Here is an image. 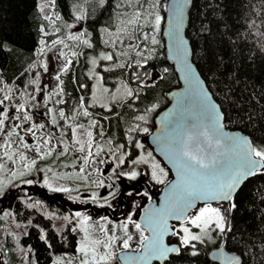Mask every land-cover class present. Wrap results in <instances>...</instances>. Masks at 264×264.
Wrapping results in <instances>:
<instances>
[{"label": "trees", "instance_id": "16d2710c", "mask_svg": "<svg viewBox=\"0 0 264 264\" xmlns=\"http://www.w3.org/2000/svg\"><path fill=\"white\" fill-rule=\"evenodd\" d=\"M140 3L144 10L159 14L162 19L154 33L158 43L149 44L154 55L147 67L140 69L144 87L139 89L138 99L126 98L111 111L90 104L92 81L86 74L89 57L124 48L119 43L116 49L104 43L116 38L123 14L136 7L133 4L130 9L124 0H105L103 4L100 0H55L57 17L53 23L43 16L38 0H0V79L26 91L36 61L55 45L53 41L64 40L69 45L66 52L78 55H70L72 64L66 73H60L63 103L57 107L72 119L75 111L81 110L83 98V108L89 111L90 120L80 119L87 123L94 118L103 128L94 127L95 140L105 137L117 148L121 144L126 146L129 135L140 136L137 131L129 132L131 127L139 125L136 117L144 114L153 120L169 104L167 92L180 86L173 64L166 57L162 36L167 0H159L154 9L151 8L152 0L147 4L140 0ZM81 14H84L82 39L91 40V48L67 39L76 17ZM142 31L151 33L152 29L146 25ZM186 34L192 46L193 61L219 103L226 126L247 134L255 146H264V0H193ZM128 43L124 38V45ZM124 50L129 51L128 58H134V52ZM125 59L100 60L98 70L106 84L124 82L136 91L139 82L132 79L135 67L104 71L106 66ZM145 72L148 75H144ZM82 84L87 87L80 88ZM152 127L149 122V130ZM34 195L49 197L47 192L25 185L8 188L0 196V205L8 208L15 221L23 225L19 236L8 234L5 237L11 249V264H23L20 257L14 256L16 245L27 249L35 264H54L56 255L78 251L79 237L72 225L59 232L52 219L24 202V197L31 199ZM53 196L56 202L62 197ZM58 203L68 206L63 201ZM235 203L229 219L231 231L214 232L212 243L194 241L195 248L181 244L179 254L154 264H219L210 259L209 252L221 244L241 257L240 264H264V175H255L245 181L235 195ZM3 224L0 219V231ZM2 235L0 233V237ZM113 263L120 264L117 257Z\"/></svg>", "mask_w": 264, "mask_h": 264}, {"label": "snow or ice", "instance_id": "6c2138e0", "mask_svg": "<svg viewBox=\"0 0 264 264\" xmlns=\"http://www.w3.org/2000/svg\"><path fill=\"white\" fill-rule=\"evenodd\" d=\"M52 4L55 0H50ZM101 4L105 0H100ZM127 6L131 9L133 4H135V9L123 14L124 19L121 21V27L116 34L115 39L104 41L105 44L110 45L113 49H116V44L119 43L124 46V48L134 52V58L129 57V51H125L124 48L115 50L109 53H101L99 59L102 61L112 62L114 57H124L127 58L123 61L117 60L104 68V71H112L115 68H133L136 71L132 73L133 81H138L137 90L134 91L127 84L122 83V87L125 89L124 96L128 99H138L139 89L144 87L143 81L141 79L140 69H145L147 67L148 61L154 55V49L149 47V44L156 45L158 43L154 33L159 29L161 23V17L158 14H154L152 11H147L143 9V5L140 0H124ZM147 4L148 0H144ZM159 3V0H152L151 8L154 9ZM47 6V5H45ZM184 7V0H177V5L174 6V16L178 9ZM43 11V7L41 8ZM77 19H81V16H77ZM46 19L51 20V17H46ZM150 26L152 32H144L142 29L145 26ZM180 23L176 25V40L179 46L183 48V40L179 35ZM106 33L108 29L104 30ZM111 35V33H109ZM124 38H127L129 43L124 45ZM68 40L79 41L91 48L92 44L88 39H82V35H69ZM146 42V43H145ZM43 43V41L41 42ZM54 44L63 45L64 48H68L69 45L64 42V40H55ZM43 51V49L41 50ZM61 57H67V53L61 51L59 53ZM73 57L77 56L76 52H72ZM180 61L183 65L182 70L185 73V80L191 85L193 81H196V76L192 71L191 66L187 61L186 52L181 51ZM72 64L71 59L66 60V65L61 69L62 73L68 71V66ZM93 69L98 65L97 59L93 58L91 60ZM45 71H47V65H44ZM167 71V69H165ZM144 75H148L147 72ZM89 78L96 79V89L97 91H102L103 93H108L109 89L103 87V76H99L94 70L89 73ZM55 80L59 82L57 85L58 90L51 93L47 100H51L52 96H63V81L61 80V75L57 74ZM35 83V81L33 82ZM80 88H85L87 85H79ZM36 91L39 92V85L36 86ZM120 89H117L119 92ZM197 94L200 98L202 115L200 120L196 122L188 121L183 126H181L180 131H176L175 126L173 128L174 134L166 138V147L164 150V155H166L168 162L175 168L177 181L170 185V192L172 194V199L169 201L166 198L165 206L156 210L153 214L157 218V225L154 226L151 221L146 222V228H142L140 223L132 220L131 216L124 222H122L118 227L123 232L124 237L121 238L114 234L109 233V229L106 226L101 225L99 231L103 233V238L96 236L93 237L92 231L89 227L88 216H83L81 213L77 212L76 217L78 218V224L80 226V231L83 233V239L80 242L78 251L82 255L81 264H109L110 259L113 256V246L117 240L122 239V247L128 249L130 247L129 241L132 236L129 234L128 225L132 224L137 232L140 233V246L143 250V255L138 259L141 260H166L170 253L179 254L180 249L177 247H167L164 243V236L169 234L170 226L168 224L169 219H174L179 222L180 226L175 230L171 231V235H180V241L183 246L191 245L195 248V244L192 242L198 241L203 242L204 238L209 236L211 229L212 231H218L220 234L231 231V226L229 224L230 214L236 208L235 195L241 185L248 178L255 175H264V146L257 147L250 138H244L241 136H227L223 133V113L220 112L215 103L211 102L209 93L202 88H198ZM96 96L93 95V100ZM113 100H116V96L113 95ZM11 100V96L5 94L4 99L0 100V105L4 104V101ZM56 103H63V100H57ZM84 100H80V108H83ZM101 107H106V105L101 104ZM131 106V105H130ZM47 108V105H45ZM111 111V109H108ZM153 109H148L147 111H152ZM79 112V109L76 110ZM17 113H22V115H14L15 120L31 121L32 116L28 114L25 110L24 105H19L16 107ZM46 115L50 116V122L53 126L57 125V115L61 119L67 121L70 119L66 117L63 110L56 113L55 109L47 108ZM83 116L87 117L90 113L86 108H83ZM9 119L8 112H0V131L5 128V121ZM139 121H145L146 116L140 115L136 117ZM22 124L15 125L10 132L6 133L8 140H11L12 134L19 137L20 146L24 149H30V145L25 141L24 136L16 132V128H21ZM97 121L92 120L90 122V127H96ZM44 124L32 123L26 131L35 135L37 131L43 129ZM68 127L71 129L73 139V146L76 151L83 153L82 163L80 172L75 175V178L81 180L84 183H89V176L92 175L91 172L85 175L86 169L96 163L94 157H100L101 152L104 151L102 146H97L95 152L92 150V132L85 130V135L87 137V147L84 142L78 137V130L83 129V125L73 126L69 124ZM139 130V125H134L129 129V132ZM143 132L147 133L148 129L143 128ZM129 141L134 139L133 137H128ZM43 141L41 143L40 141ZM51 145V136L47 138L37 137V142L34 148L38 159H47L52 155L54 148ZM5 149L3 155L8 160H13V157L17 155V152L11 151V143H5L0 145ZM123 145H119L117 151L123 148ZM135 147L143 149V145L137 142ZM69 151V145L65 142L60 155H66ZM111 151V149H109ZM125 154L119 156L115 152H112L116 163L115 167L119 168L125 163ZM59 157H57L58 159ZM19 161L24 164V171L13 172L14 178H21L26 173H30L31 170L36 166L37 159L28 160L22 152L19 153ZM104 161L101 159L100 161ZM133 165L144 164L151 168V178L158 184H163L168 172L161 167L160 163L152 157V153L141 154L137 159L131 161ZM65 167L69 165H64ZM75 167V164L71 165ZM5 168L4 164L0 163V171ZM40 171H45L41 169ZM47 172H52V168H47ZM114 171V169H113ZM55 175V173H54ZM103 175V173H101ZM119 175L126 176L128 179L135 180L139 173L135 170L130 172H120ZM33 181H25V183L31 184ZM98 187H111V185H105L103 180L93 181ZM44 185L47 187H52L47 178L44 179ZM3 191L2 182H0V193ZM52 191H63L70 192L73 191L71 188L67 187H55ZM79 191V188L76 189ZM114 194V193H113ZM145 195H147L145 193ZM91 200H97L98 194L92 192L89 196ZM202 206H199L201 205ZM227 203V207H222L223 204ZM215 204V206H214ZM104 207V204L100 205ZM111 207L110 204L107 205ZM67 219V218H66ZM111 223V221H108ZM196 229L197 231H193ZM75 229H73L74 231ZM115 230V229H114ZM151 233L150 236L144 235L145 231ZM103 248L102 254L99 250ZM193 255L196 253L193 252ZM229 264H239L235 258H229Z\"/></svg>", "mask_w": 264, "mask_h": 264}, {"label": "rangeland", "instance_id": "374dc122", "mask_svg": "<svg viewBox=\"0 0 264 264\" xmlns=\"http://www.w3.org/2000/svg\"><path fill=\"white\" fill-rule=\"evenodd\" d=\"M38 5L40 11L43 7V11H41L43 16L45 18L51 17L52 19L48 20L50 23H53L54 18L57 17V14L54 11V4H52L50 0H38ZM80 16L82 18L76 19L73 24L71 35H82L84 14H81ZM89 42L91 43V40H89ZM61 51L67 53V57H61L59 55ZM70 55L71 52H66V48H64L63 45L55 44L50 50H47L46 54L42 58L38 59L34 67L31 69V79L27 85L26 91H23L19 87L8 85L0 79V100L4 99L5 94L11 96V100H6L4 101L3 105H0V112L6 111L9 115V119L5 121L4 130L0 131V145L11 143V151L17 152V155L13 157V160L16 162L13 163V161H10L4 157L3 153L5 149L0 147V163L4 164L5 166L4 170L0 171V182H2L3 185V191L0 193V196L6 189L20 187L21 185L33 187L34 189L40 190L44 193L47 192L49 197L34 195L31 199H26V197H24L23 200L29 207L39 210L48 218L52 219L57 231L61 232L65 230L68 225H72L75 229V232L78 234L79 245L83 239V233L80 231L78 218L76 217L77 212L81 213L83 216H88L91 218L89 220V227L90 229H93V237L99 236L103 238V233L99 231L101 225H103L109 229L110 234H114L121 238H126L118 226L122 222L126 221L129 216H131L133 221L139 223L138 216L141 208L152 198V196L158 195L162 191L163 187L172 179L173 174L164 161L154 152L146 137L143 136L145 132H143L142 129L147 128L149 130V122H152V118L149 115H145V121H139V130H137V133L140 134V136L136 137V135H129L134 138L129 141L130 143L133 142V148H129V150H127V152L132 154V157L128 160V164L122 165L119 168L115 167L116 161L112 156V152H115L117 155V147L114 146L110 141L105 140V137H102L97 141L95 140L94 127H90L89 121L87 123H83L81 120L83 118H88V120H90L88 116L85 117L80 114L82 113L83 108H81V110L79 109V112L75 111L73 118L68 119L67 121L61 119L59 115H57V125L53 126L51 124L50 116L46 115L45 113L47 112V108L55 109L56 113L61 111L59 107H57V104L60 103H56L57 100H61V96L53 95L51 100H47L46 97L58 90L57 85L59 82L55 80V76L61 73V69L66 65V60L70 59ZM99 57L100 55H91L89 57V63L86 71L88 77L89 73L93 70L99 76H103V74L98 70V65L100 62ZM93 58L97 59L98 61V65L95 67V69H93V65L91 64V60ZM45 64L47 65V71L44 69ZM89 79L92 81L90 104L99 107H101L100 105L103 104L106 105V107L101 108L108 110L109 108L111 109L114 105H118L120 102L126 99L124 96L125 89L122 87V83H127L119 82L116 85H109L106 84L103 79V87L109 89L108 93H103L102 91H97L96 79ZM34 81L35 83H33ZM37 85H39L40 88L39 92L36 91ZM117 89H120V91L117 92ZM93 95L96 96L95 100H93ZM113 95L116 96V100L112 99ZM19 105H24L25 110L32 116L31 121L15 120L13 118L14 115H22V113L16 112V107ZM45 105H47V108ZM92 120L96 121L94 118H92ZM32 123L37 125L44 124L45 127L33 135L32 133L26 131V129H28ZM17 124L23 125L21 128H16V132H19L20 135L24 136L25 141H27L30 145V149L22 148L20 146L19 137L15 134H12L10 141L8 140L6 133L10 132L11 129ZM69 124H72L73 126H84L83 129L78 130L77 138L81 139V141L85 143L86 147L87 137L85 135V130L92 132L93 152H95L97 146H102L104 148V151L101 152L100 157H94L96 163L90 165L85 171V175H88L89 172L92 173V175L89 176V183L87 184L75 178V175L78 174L81 167H83L82 157L84 154L76 151L75 147L73 146L74 137L72 136L71 129L68 127ZM96 127H99V129L103 130L101 124H97ZM48 136H51L50 146L54 148V151L47 159H38L37 154L34 151L37 137L47 138ZM40 142L43 143L42 140ZM65 142L69 145V151L66 155H60ZM137 142L143 145V149L135 147ZM109 149H111V151H109ZM21 152L27 156L29 161L32 159H37V164L30 173H26L21 178H14L12 175L13 172L18 170L24 171V164L19 161V153ZM148 152H151L152 157H154L155 160L160 163L161 167H163L165 171L168 172L163 184H158L151 178V168L148 165H133L131 163V161L133 159H137L139 155L147 154ZM57 157L59 158L57 159ZM101 159L104 161L103 163L100 162ZM73 164H75V167L71 166ZM64 165L69 166L65 167ZM47 168H52L53 171L47 172ZM41 169H45V171H40ZM132 170H135L139 173L137 177H143L145 183L148 186V190H143L139 194L130 193L128 195L127 202L123 205V210L120 211L116 219H114L110 213L107 215L100 214L96 216V212L102 209L100 206L101 204H104L105 206L110 204L113 212H119L118 206L123 202V199L121 198V182L122 184H127L125 181L127 177L122 176V179L118 176L117 172H130ZM101 173H103V175H101ZM45 178L49 180V183L52 187H47L44 185ZM29 180L33 182L31 184L25 183V181ZM97 180H103L105 185H111V187H98L96 183H93V181ZM55 187H67L73 189V191H52V188ZM77 188H79V191H76ZM92 192L98 194L97 200H91L89 198ZM145 193L147 195H145ZM54 194L58 196L61 195L62 197H58V200L63 201L64 203L68 204V206L64 207L58 203V200L57 202L54 201ZM199 206H202V204ZM222 207H227V203L223 204ZM0 219L4 221L0 231V233L3 234L0 237V264H11V249L7 244L5 237H7L8 234H12L14 237L19 236L23 230V225L15 221L14 216L4 205H0ZM108 221H111V223H108ZM179 226L180 224H178L175 229ZM128 229L129 234L132 236V239L129 241L130 247L128 249H124L122 247V239L117 240L113 246V256L110 259L109 264H114V258L120 251H137L141 247L140 233L135 230L132 224L128 225ZM193 231L197 230L193 229ZM209 232V236L205 237L204 240L212 243L216 236H213L212 234L214 232L216 234L219 232L212 231L211 229ZM144 235H147L146 231L144 232ZM180 235L182 234L173 236L171 241L181 244ZM12 236H10V239H12ZM103 251L104 249L101 248L99 253L102 254ZM13 252L14 256L17 255L21 258L23 264H35L32 257L29 256L27 249L18 247L16 245L13 247ZM81 259L82 255L79 253V251L76 253L58 254L55 256L54 264H81Z\"/></svg>", "mask_w": 264, "mask_h": 264}, {"label": "water", "instance_id": "95a60500", "mask_svg": "<svg viewBox=\"0 0 264 264\" xmlns=\"http://www.w3.org/2000/svg\"><path fill=\"white\" fill-rule=\"evenodd\" d=\"M192 3L193 0H184V7L182 8V10L177 8L175 16L173 9L174 6L177 5V0H167L166 3V13H165L164 24L162 29V36L164 38L166 57L168 61H170L173 64L174 71L178 76L180 86L167 92L166 97L170 102L164 109H162L155 115L154 128L148 136V142L153 148L154 152L170 168L173 174V178L168 184H166L163 187L162 191L158 195H154L152 197V200L147 202L140 210L138 216V222L141 224L143 228H146L147 221H151L153 225L156 226L157 218L153 214L155 213L156 210L165 206L166 198L169 201H171L172 199V194L170 192V185L174 184L177 181V176H176L175 168L168 162L166 155H164V150L166 147V138L174 134L173 131L174 126L176 131H180L181 126H183L186 122L188 121L196 122L200 120L202 115V108H201L200 98L197 94L198 88H202L203 90H206L209 93L211 102L215 103L217 105L218 110L223 113L219 103L215 100L212 92L207 86L206 81L203 79L200 71L198 70L196 64L193 61L192 46L186 34V27H187L189 12ZM178 22L180 23L179 35L183 40V48L179 46V43L175 38L176 25ZM181 51L186 52L188 64L191 66L192 71L196 76V81H193L191 85L184 78L185 73L182 70L183 65L181 64L180 61ZM223 116H224L223 133L225 135L229 137L241 136L244 138H250L247 134L239 130H231L230 128H228L225 124L224 113ZM168 224L170 226L169 234H166L164 236V243L167 247H177L180 249V245L178 243H169V239L173 236L170 233L171 231L175 230L173 225L179 224V222L174 219H169ZM146 232L148 236L151 235L149 231L146 230ZM172 254H176V253H170L168 258ZM142 255H143V250L140 248L137 251H127V250L120 251L116 257L120 262V264H154V263H163L166 260H168V258L162 261L156 259H151V260L138 259ZM209 257L210 259H212L213 261L219 264H229V258H235V260H237L239 264L242 261L239 255L227 250L223 244L212 248L209 252Z\"/></svg>", "mask_w": 264, "mask_h": 264}, {"label": "flooded vegetation", "instance_id": "af4514ba", "mask_svg": "<svg viewBox=\"0 0 264 264\" xmlns=\"http://www.w3.org/2000/svg\"><path fill=\"white\" fill-rule=\"evenodd\" d=\"M152 129L151 130H149V132H148V135L146 136V139H147V141H148V136H149V134L152 132V130H153V128H154V118H153V120H152ZM135 141V140H134ZM122 143V142H121ZM121 145H123V144H121ZM124 146V145H123ZM133 146H134V144H133V142H129V143H127V145L126 146H124L123 148H120L119 150H118V153H117V156H119V155H121V154H125V153H127V155H125V163L123 164V165H125V164H128V160L132 157V154H130L129 152H127V150H129V148H133ZM135 152H136V150H135ZM130 155V156H129ZM122 166V165H121ZM119 173L120 172H117V174H118V176L120 177V178H122V176L121 175H119ZM172 178H173V175H172ZM123 179V178H122ZM125 180V179H124ZM172 180V179H171ZM170 180V181H171ZM126 183L127 184H122V182H121V198L123 199V202L118 206V210H119V212H113L112 211V209H111V207H108V206H104V207H102V209L101 210H99V211H97L96 212V216H98V215H107L108 213H110L111 215H112V217H114V219H116L117 217H118V215H119V213H120V211H122L123 210V205L127 202V200H128V195L130 194V193H133V194H139V193H141L143 190H148V186H147V184L145 183V180L143 179V177L141 176V177H137L135 180H132V179H128V178H126ZM169 181V182H170ZM153 197V196H152ZM150 200H152V198L150 199ZM149 200V201H150ZM148 201V202H149ZM142 209V208H141ZM175 225V224H174ZM174 225H173V227H174ZM175 229V228H174ZM147 236V235H146ZM173 237V236H172ZM172 237L169 239V243H174V242H172L171 241V239H172ZM180 245V247H181V244H179ZM141 248V247H140ZM139 248V249H140Z\"/></svg>", "mask_w": 264, "mask_h": 264}, {"label": "crops", "instance_id": "0c3cea01", "mask_svg": "<svg viewBox=\"0 0 264 264\" xmlns=\"http://www.w3.org/2000/svg\"><path fill=\"white\" fill-rule=\"evenodd\" d=\"M60 74V73H59ZM58 105V104H57Z\"/></svg>", "mask_w": 264, "mask_h": 264}]
</instances>
